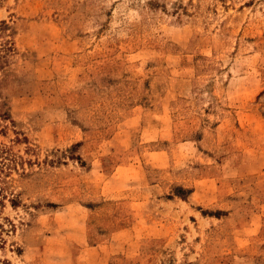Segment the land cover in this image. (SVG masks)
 Instances as JSON below:
<instances>
[{"label": "rangeland", "instance_id": "rangeland-1", "mask_svg": "<svg viewBox=\"0 0 264 264\" xmlns=\"http://www.w3.org/2000/svg\"><path fill=\"white\" fill-rule=\"evenodd\" d=\"M0 264H264V0H0Z\"/></svg>", "mask_w": 264, "mask_h": 264}]
</instances>
